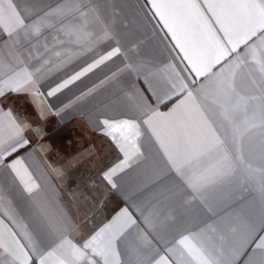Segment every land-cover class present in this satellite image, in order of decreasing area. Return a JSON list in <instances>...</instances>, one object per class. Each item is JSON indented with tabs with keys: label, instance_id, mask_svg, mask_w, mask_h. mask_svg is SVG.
Listing matches in <instances>:
<instances>
[{
	"label": "crops",
	"instance_id": "1",
	"mask_svg": "<svg viewBox=\"0 0 264 264\" xmlns=\"http://www.w3.org/2000/svg\"><path fill=\"white\" fill-rule=\"evenodd\" d=\"M13 2L31 19L72 0ZM88 6L95 9L102 22L90 27L93 38L70 43L75 38H69L60 31V25L55 24L45 29L39 40L21 37L15 46L23 53L21 59L27 58L30 68L38 67L46 59L49 63L44 66L43 76L34 89L0 96V114L11 113L23 127L20 137L9 139L12 132L7 116L0 125L4 140L0 154L11 152L0 161V264H24L26 257L29 258L26 264H40L41 257L44 264H88L73 260L70 245L82 246L108 225L119 230L120 223L113 222L118 217L120 221L126 219L121 216L125 209L138 227L125 232L123 241L116 244L118 255L110 256L108 264H133V250L140 233L152 240L153 255L158 253L157 259L161 255L168 256L170 264H193L178 243L183 236L194 237V243L209 250L222 249L231 264H246L255 244L264 237V200L256 190L261 176L259 172L249 175L247 169L249 164L253 169L264 168V111L261 110L264 101L248 100L247 112L238 113L237 123L243 128L247 121L248 131L243 138L244 162L236 173L201 193H192L172 169L151 129L142 121L153 110L170 112L192 91L196 100H186L177 110L181 127L178 133L171 134L173 139L169 144L174 158L183 163L192 156L193 147L199 149L205 141L203 134L207 129L196 105H202V110H207L206 114L212 119L218 118L215 107L203 101L198 92L200 85L207 83L206 79L190 71L184 54L155 15L151 0H89ZM104 28L109 38L96 39L103 36ZM0 46L6 55L12 50V42L2 32ZM117 47L120 52L104 64L54 96L47 95L63 80ZM26 50L36 59L28 57ZM243 51L241 46L238 52ZM55 52L61 55L55 56ZM129 63L143 64L148 71H129L126 68ZM218 70L219 66L213 69ZM249 71L245 67L237 78V91L245 98L258 95L247 75ZM185 84L188 87L181 92ZM90 89L94 91L86 95ZM137 104L144 107L137 110ZM104 119L136 120L140 125V135L135 137L139 151L131 156L127 167L112 175L113 184L106 182L105 174L120 165L125 154L118 146L123 140L118 137L113 141L106 134L100 123ZM45 123L56 124L64 132L79 130V143L86 142L80 148L79 158L88 156L94 142L99 145V161L92 170L84 173L87 163L75 162L74 155L61 154L55 146L44 142L43 138L49 134ZM153 124L162 136L170 135L161 130L157 122ZM23 140L28 143L12 152L17 141L23 144ZM52 157L60 160L59 165L51 164ZM218 159L219 154L191 159L185 173H205ZM12 164L15 170L8 167ZM26 184L33 188L31 193L26 191ZM108 192L115 195L113 202L109 201L110 206H97L96 196L105 197ZM146 209H156L151 224L144 223ZM38 213L46 218L63 213L71 227L54 234L44 233L38 227ZM210 226L216 231H211ZM92 259L104 264L100 257Z\"/></svg>",
	"mask_w": 264,
	"mask_h": 264
},
{
	"label": "snow or ice",
	"instance_id": "2",
	"mask_svg": "<svg viewBox=\"0 0 264 264\" xmlns=\"http://www.w3.org/2000/svg\"><path fill=\"white\" fill-rule=\"evenodd\" d=\"M88 4L89 0H72L71 3L58 5L43 16L30 19L18 10L13 0H0V32L12 42V50L7 55L0 46V96L5 95L6 92L18 93L34 89L43 76L44 66L49 63L46 59L38 67L30 68L27 58L22 60L23 53L15 48L20 43L21 37L25 40H39L45 29L52 28L55 24H59L60 31L69 38H75L74 41L70 40V43H81L94 37L93 31L89 30L90 27L102 22L95 9ZM151 5L155 9V15L163 22V27L176 42V47L184 54L183 58L191 66L190 71L196 77L206 79L207 83L201 84L198 92L203 101L210 102L215 107L218 118L212 119L206 114L207 110H202V105H196L207 129L203 134L205 141L199 149L193 147L192 156L183 163L174 158L173 153L169 151V144L173 139L171 134L178 133L181 127L180 114L177 110L186 103V100L194 102L196 100L192 91H188L186 100H181L170 112L160 113L153 110L142 123L151 129L152 135L164 149L172 169L185 187L192 193H201L208 186L232 177L243 164V138L248 127L245 121V126L242 128V125L237 123V116L241 110L247 112L248 100L264 101V0H202V3L200 0H151ZM109 35L104 28L103 36L95 38L107 39ZM241 46L244 48L242 53L238 52ZM26 51L28 57L36 59L31 51ZM119 52L120 48L117 47L106 55L100 56L93 63L53 87L47 95L54 96ZM54 55L60 56L61 53L55 52ZM216 66H219V70L213 71ZM245 67L251 70L247 75L258 93L247 98L241 97L237 91V78ZM126 68L134 72L148 71L143 64L129 63ZM173 87L176 86L173 85ZM187 87L186 84L182 85L180 91L184 92ZM93 91L94 89H90L86 95H90ZM135 107L140 110L144 106L137 104ZM261 110L264 111V105ZM145 115H147L146 112ZM4 116H7L12 132L9 139L20 137L23 127L15 121L11 113L0 114V125L3 123ZM154 121L159 124L161 130L170 135L162 136V132L154 126ZM100 123L113 141H117L118 137L123 140V143L118 146L124 152L125 158L120 165L105 174L108 179H111L118 169L127 167L131 156L139 151L135 144V137L140 135V125L136 120L129 119L120 121L104 119ZM3 143V137L0 135V144ZM27 143V140H23V144L17 141L11 151L14 152L17 147ZM262 145H264V139H262ZM128 149L134 151L130 153ZM215 154H219V159L205 173L200 175L185 173V168L190 164L191 159ZM8 155H11V152L6 151L0 154V161ZM8 167L15 170L14 164ZM247 169L249 175L260 173L261 179L257 183L256 190L264 200V168L253 169L249 164ZM17 175H19L18 172ZM25 188L29 193L33 190L27 184ZM145 211L148 214L143 217L144 223L151 224V218L156 213V209ZM121 216L126 219L120 221L118 217L113 222L120 223L119 230H113V226L108 225L82 246L71 244L70 255L73 260L97 264L92 257H100L104 260V264H108L110 256H117V242L123 241L125 232L138 227L126 209ZM38 227L44 233L54 234L56 231L71 227V223L63 213H59L57 217L48 218L38 213ZM210 230L215 232L216 228L210 226ZM232 231L235 229L233 228ZM249 231L251 232L252 229L250 228ZM193 240L194 237L183 236L178 241L193 264H231V260L222 249L209 250L203 245L194 243ZM133 251L135 254L133 264H170L168 256L161 255L157 259L158 253L153 255L154 245L146 234L138 235V244ZM168 251L171 252L172 249ZM252 251L253 254L248 257L246 264H264V237H260ZM27 259L29 258L26 257L24 264ZM40 264H44L43 257L40 258Z\"/></svg>",
	"mask_w": 264,
	"mask_h": 264
},
{
	"label": "rangeland",
	"instance_id": "3",
	"mask_svg": "<svg viewBox=\"0 0 264 264\" xmlns=\"http://www.w3.org/2000/svg\"><path fill=\"white\" fill-rule=\"evenodd\" d=\"M45 126H46V129L49 126V131H48L49 134H47L43 138L44 142H49L51 145L55 146L57 148V151L60 152L61 154H64V155L69 156V157L74 155V158H75L74 161L75 162L80 161V162H83L84 164L87 163L86 171L84 173L92 170L93 166L97 163L98 157H100L99 156L100 155L99 154V145L96 146L95 142H94V144H93L94 147L92 148V150H90V153L88 154V156L87 157L81 156L79 158L78 154H79L80 148L86 144V142L84 140L82 141V143H79V141H80L79 130H75L74 133L72 131L64 132L63 130H60V126H56V124L54 125L53 123H49V125H46V123H45ZM88 138L89 139H87V138L86 139L89 140V143H90L92 137L89 135ZM64 142H66L67 144H65ZM101 156H102V154H101ZM50 161H51V164L54 166L59 165V163H60V160L58 158L54 159L52 157ZM123 168L124 167L118 169L117 171H120ZM107 180L108 181H106V182H108L109 184L110 183L113 184L112 178L111 179L107 178ZM74 183H77V182L74 181ZM104 191L107 192L108 189H104ZM107 195H108V201H107ZM114 198H115V195H113L112 192H108V194H105V197H102L101 195L98 194L96 196L98 204H96V205L101 206V204H102V206L104 207L108 204V207H109L110 206L109 201H110V203L113 202Z\"/></svg>",
	"mask_w": 264,
	"mask_h": 264
},
{
	"label": "trees",
	"instance_id": "4",
	"mask_svg": "<svg viewBox=\"0 0 264 264\" xmlns=\"http://www.w3.org/2000/svg\"><path fill=\"white\" fill-rule=\"evenodd\" d=\"M108 215H110V214H108Z\"/></svg>",
	"mask_w": 264,
	"mask_h": 264
}]
</instances>
